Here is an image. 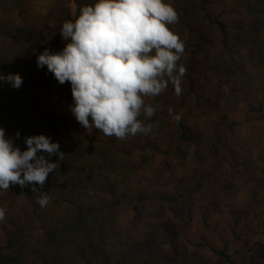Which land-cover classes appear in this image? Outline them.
<instances>
[{
    "label": "rangeland",
    "instance_id": "rangeland-1",
    "mask_svg": "<svg viewBox=\"0 0 264 264\" xmlns=\"http://www.w3.org/2000/svg\"><path fill=\"white\" fill-rule=\"evenodd\" d=\"M12 1L14 0H0V26H5L8 21L11 22L8 24L9 26L16 23L13 21L14 17L11 18V14L2 9L3 6L10 8ZM80 1L84 5H90L91 2L92 4L95 3V0ZM182 1L165 0L166 3L171 4L175 8L178 16L180 13L179 6ZM191 1H195V4H191ZM206 1L209 9L214 13L220 12L222 8L228 7L230 3L229 0ZM15 2L19 3L22 7H27L24 17L42 33L46 29H44L45 26H40L41 23L49 22V29H55V31L59 29L60 31L62 24L65 22V20H61L64 15L63 13L68 11L69 15H74L76 9V5L71 0H16ZM197 3H199L197 0H189V3H187V8L192 16L188 21L190 31L185 27H179L178 23L170 25L169 27L174 33L178 34L184 42V45L189 37L193 39L200 37L210 45L216 44L218 42L216 33L205 29L204 22L200 21L198 23L200 13L197 9ZM192 25L195 26L193 27ZM52 37L54 39L56 38V42L52 50L47 49L51 53L61 51L65 46V41L61 38L60 33H56ZM4 39V36H0V46L3 41H6ZM34 47L38 55L46 49L40 45H34ZM206 49L205 54H208L212 50L210 46H207ZM255 63L246 60L243 70L244 73L236 79L242 83L233 84L231 79L234 78H227L228 75L223 77L228 82L217 87L216 85L213 87V80L211 85H203L200 79L194 81L197 92L202 97V100L206 102L205 106L208 107L198 105L199 101L195 100L196 97L194 95L187 97V102H193L189 110L186 108L187 105L180 107L181 95L177 97L174 94L173 86L169 84L168 89L155 98L159 102L154 105L160 106L155 114L156 117L155 115L150 119L143 115L140 117L143 122L148 121L147 124L150 123L154 126V134H141V136L129 137L127 140H118L114 137V143H110L109 140L100 143L102 148L106 150L104 161L112 167L114 173L111 174L115 181L122 182V178H124V181L120 184V188L117 189L118 191H122L124 188H131L133 191L138 192L140 190H147L150 192L155 191L158 193L172 194L179 189L192 185L195 189H198L191 200L194 212L201 205L208 207L209 204L207 202H209V197L216 198L215 200L218 202L213 207L210 206L209 213L207 214L206 223L208 226L197 220L198 214L193 215L191 220L186 219L185 211L179 205L163 206L162 217L175 225L173 231L176 243H183L185 247L186 254L183 264H196L197 262L203 264H225L221 259L213 256L207 249H197L187 243L188 241L198 243L200 239H204L214 247L220 249L222 246L220 242L221 237L230 242L228 251L240 264H264V224L261 226L255 225L245 218V214H247V218L252 215L253 209L260 215L264 212V113H255L252 111L248 116L246 112L247 107L251 104L254 105L256 99L264 98V70L258 69ZM35 67L36 69L32 73H26L23 77L26 81L29 94L34 99V103L38 105L40 111L45 110L49 113L51 106L57 108L58 105H65V102L67 104L73 102L69 82L67 85L60 84L53 74L48 72L46 66L44 68H38L35 65ZM46 77L52 79V89L55 90L56 94L52 90V94L49 96L50 100L47 96L46 98L43 96V92L39 87L37 89L31 83V80L37 78L44 79ZM4 83L0 82V116H3L2 126L5 130L16 129L19 132H27L28 134L33 131L40 134L42 132L41 130H43L42 134L45 136L50 134L48 136L53 143L58 142L59 145L67 143L83 145V143H77L76 140H73L75 138H70V142L65 139L68 135L64 130L68 126L67 124L64 125L61 119L58 120L59 116L55 121L58 127L55 124V128L51 129L50 127H45L43 125L44 122L36 121L37 117L32 114L24 113L22 123L15 125L17 128H14L6 112L8 105L6 100L7 93L3 87ZM234 98L235 101L232 102ZM169 107L174 111L176 107H180L177 111L182 114L181 121L188 134L196 140L187 142L178 138L179 130L177 129L175 121L171 119L168 113ZM223 114L227 116L223 123H228L225 125H220L221 123L217 124ZM215 130L217 135L214 150L218 158L216 161H213L208 154V149L211 147V138ZM6 138L11 139L9 137ZM12 140L16 144L25 143V135L21 141ZM103 140L101 138V142ZM147 140L150 142L155 141L158 146H169L172 150L169 154L163 155L153 152L148 147L144 149L142 143ZM134 144L139 145V148H134ZM16 147L21 149L20 146L16 145ZM120 148L123 151L129 149L130 153L122 154L120 153ZM59 149L60 152L64 153L62 160H59V157L55 155H53L54 157L49 156L50 159L53 157L52 163H57V167L52 173V176L57 181L63 179L65 174H68L63 169H70V175H73V170L71 169L73 167H76L80 171L85 170L86 165L82 164V161L75 159L76 157L69 154L68 151ZM142 158H147V161L140 166ZM165 160L168 162V166L165 165L166 167L163 165ZM99 173L101 174L97 173L91 176L92 181H95L94 189L97 188V184H100L102 177H105V175H107V180L110 182V175L108 173L103 174L101 171ZM203 175H205L204 180H202ZM90 180L91 178H87L86 182L88 185L93 186ZM48 183L52 187L51 191L58 188L57 182L54 179L49 180ZM12 186V190H0V207L6 209L5 220L0 222V247L6 243V231L13 229L10 220L16 221L17 217H20V224L27 228L28 233L30 230L33 235H39L41 237L45 233H50L49 230L55 227H58L55 230L59 231L62 222L67 221L66 216L60 210L63 207H67L66 203L60 202L59 207L52 206L47 210L46 207L41 208L35 202L37 199L36 196L39 193L36 194L32 191V185L24 188L20 187L18 190L16 188L17 185ZM199 187L201 188L199 189ZM89 195L95 201L104 198L100 194H95L91 191L84 194L83 198L86 200ZM55 199V196H50V201ZM132 201L133 198H129L128 202L125 203L126 208L121 207L118 209L117 222L121 226L127 218L131 217L128 206H130ZM35 204L40 208L41 215L46 218L43 224H40L36 220V217L30 214L32 206ZM220 206H223L224 209H220ZM230 206H232L233 210H239L244 213V217L237 224L235 234H230L228 230L222 231V229H227L226 224L230 222L227 210ZM68 207L73 208L74 205L73 207L71 205ZM75 210L77 212V209L73 208V211ZM85 211L82 212L86 216L91 215L94 217L93 211ZM151 211L152 207L145 205L142 209V217H148ZM48 212L50 215L54 213V217L48 216ZM82 212L79 214L83 215ZM86 216H84L83 223L88 226L90 223ZM88 219L91 221V227H93L92 225L96 227L97 219L92 220L89 217ZM144 230H141V232ZM55 239V237L52 238L50 247L54 248L53 250L55 251L62 250L61 253H64L63 257H68L69 251H64L65 242H61L64 245L60 248V241L55 242ZM154 243L157 244V248L161 253L164 255L166 251L169 253V248L163 244L162 240L158 239ZM190 253L193 254L192 256L195 259L194 263L187 258ZM33 255L35 256V254ZM3 256H6V253H0V264H11V260L2 259ZM23 256L22 264H30L29 257ZM175 264L181 263L176 262Z\"/></svg>",
    "mask_w": 264,
    "mask_h": 264
},
{
    "label": "trees",
    "instance_id": "trees-1",
    "mask_svg": "<svg viewBox=\"0 0 264 264\" xmlns=\"http://www.w3.org/2000/svg\"><path fill=\"white\" fill-rule=\"evenodd\" d=\"M15 1L16 0L12 1L10 8L3 6L2 9L10 13L11 18L14 17L13 21L16 23L9 26L8 24L11 22L8 21L5 26H0V36H4V40H6L3 41L0 46V74L7 75L9 73H18L23 78V84L18 89H14L7 82L3 85L7 93L6 100L8 110H6V112L10 119V123L14 128H17L15 125L22 123L24 119L23 114L27 113L37 117L36 121L44 122L43 125L45 127L54 129L55 124L57 126L55 121L59 116L58 120L61 119L64 125L67 124L68 126L64 130L68 135L65 139L70 142L72 138H75L73 140H76L77 143H83V145L71 143L62 144L60 148L68 151L69 154L76 157L75 159L82 161V164H85L86 168L83 171L76 169V167L71 168L73 170V175H70V169H63L68 174H65L64 178L59 181L52 176V173H49L46 184L40 191L47 193L49 197L53 195L56 199L49 201L46 208L48 210V208L52 206L59 207L60 202L66 203L67 207H63L60 210L66 216L67 221L62 222L59 231L55 230L58 228L55 227L49 230L50 233H45L41 237L39 235H33L30 230L28 233L27 228L20 224V217H17L16 221L10 220L13 229L6 231V243L4 246L0 247V253H6V256H3L2 259L11 260V264H22L23 255L29 257L33 264H175L176 262L183 264L186 254L185 247L183 243H176L173 231L175 225L162 217L163 206L173 204L179 205L185 211L184 214L186 219L191 220L193 215L198 214L197 220L208 226L206 219L209 208L210 206L213 207L218 201L215 200V197H209V202H207L209 206L204 207L201 205L199 206L200 208L194 212L191 200L198 189H195L192 185L179 189L172 194L158 193L155 191L150 192L147 190H140L138 192L133 191L131 188H124L122 191H118L117 189L120 188V184H122L124 178H122V182L115 181L111 174L114 173L112 167L104 161L106 150H104L100 144L108 140L110 143H114V137L105 136L96 129L89 131L83 128L70 110L73 102L68 104L65 102V105H58L57 108L51 106L50 112L47 113L45 110L40 111L38 105L34 103V99L31 98L23 76L26 73H32L34 69H36L35 65H37L36 60L38 54L35 52L34 45H40L46 49L52 50L56 42V38L54 39L52 35L58 34L60 31L59 29L56 31L55 29H49V22L40 24V26H45L44 29L46 30L43 33L39 29L37 30V28L24 17L27 7H22ZM71 1L76 5L75 14L69 15L68 11H66L63 13L64 15L61 20L74 21L79 15V9L84 6L80 0ZM197 1H199V3H197V9L200 13L198 23L200 21L204 22L205 29L215 32L218 37V42L210 45L200 37H195L194 39L189 37L186 41L185 52L179 62L186 68V73L182 78L181 86L183 91L181 94L180 107L187 105L186 108L188 110L193 102H187V97H192L193 95L196 97L195 100L199 101L198 105H201V107H208L205 106L206 102L202 100V97H200L195 87L194 81L197 79H200L203 85H211L213 80V87H215V85L217 87L218 85L228 82L227 79H223L224 76L228 75L227 78H234L231 79L233 84L239 83L240 80L236 79L244 73L243 70L246 60L252 63H255L256 60L255 64H257L256 66L258 69L264 70V0H229L230 3L228 7L222 8L218 13H214L209 9L206 0ZM187 3H189V0H183L182 3H180L178 25L190 31L188 21L192 16L187 8ZM90 4H92V2ZM191 4H195V1H191ZM192 26L194 27L195 25ZM197 28H199V26H197ZM207 46H210L212 50L209 51L208 54H205ZM31 83L37 89L39 87L43 92V96H45V98L47 96L49 100L52 90L55 94V90L52 89L51 85L52 79L49 77L31 80ZM67 84L68 82L64 83V85ZM213 98L215 99V97ZM234 101L235 98L232 102ZM157 102H159V100H146V103L153 105ZM179 108L176 107L174 112L179 113L177 111ZM252 111L255 113H264V98L256 99L254 105L251 104L247 107L246 112L248 116ZM226 117L227 116L223 114L217 124H227L228 122L223 123ZM147 122L144 121L145 124H147ZM2 123L3 116H0V128L5 130ZM175 123L179 130L178 138L180 140L187 142L196 140L188 134L182 121H175ZM41 131L40 134L35 131L29 134L27 132H19L20 136L17 138V130L9 129L5 130V136L21 141L24 135L25 138L28 136L41 135L43 130ZM48 135L50 134H47V136ZM216 135L217 132L215 130L211 138V147L208 149V154L213 161H216L218 158L214 150ZM101 138L104 139L103 142H101ZM142 144L144 149L148 147L158 154L167 155L172 150L169 146H158L155 141L150 142L147 140ZM16 145L20 146L22 151L26 150V143H14V146ZM133 147L139 148V145L134 144ZM119 150L122 154L130 153L129 149L123 151V149L120 148ZM44 155L49 162H53L54 156L50 159L46 153H44ZM146 159L147 158H142L140 166L147 161ZM163 165L164 167L168 166V162L165 160ZM99 171L103 174L108 173L110 175V182H108L107 175H105V177H102L100 184H97V188L94 189L95 181H92L91 176L97 173L101 174ZM81 174L83 175L80 177ZM87 178H91L90 182L93 183V186L87 184ZM204 178L205 175L202 176V180H204ZM53 179L57 182L58 188L51 191L52 187H50L48 182ZM12 187L13 186L10 185L9 190H12ZM37 187L39 186L37 185ZM16 188L18 190L20 186L17 185ZM200 188L201 187H199V189ZM88 190L92 193L100 194L101 197L104 198L95 201L89 195L85 200L83 195L87 194V192L89 193ZM129 198H133L132 203L128 206L131 217L127 218L121 226V224L117 222V212L121 207L126 208L125 203L128 202ZM50 202L52 203L50 204ZM69 205L72 207L74 205L73 208L77 209V212L76 210L73 211V208L68 207ZM145 205L152 207V211L148 217H142V209ZM220 209H224V207L220 206ZM220 209L218 208V210ZM85 210L88 212L93 211L94 217L91 215L86 216V214L82 212ZM227 210L230 222L226 224L227 229H222V231L228 230L230 234H235L237 224L242 217H244V213L239 210H233L232 206ZM79 211L87 217L90 223L88 226L83 223L84 216L79 214ZM30 214L35 216L40 224L46 221V218L41 215L40 208L36 204L32 206ZM49 215L50 213L48 212V216ZM246 215L247 214H245V218L252 224L260 226L264 224V212L260 215L253 209L250 217L247 218ZM50 216L54 217V213H51ZM88 217L92 220L97 219L98 222L96 227H94V225L91 227V221ZM141 230L144 231L141 232ZM53 237L56 238L55 242L60 241V248L64 245L61 244V242H65L64 251H69L68 257H63L64 253H61L62 250L55 251L53 250L54 248L50 247ZM158 239L162 240L163 244L169 248V253L166 251L164 255L158 250L157 244L154 243ZM220 242L222 244L220 249L214 247L204 239H200L198 243L192 241H188L187 243L197 249H207L213 256L221 259L225 264H240L228 251L230 242L226 241L223 237H221ZM22 252L24 253L23 255ZM33 254H35L36 257ZM192 255L193 254L190 253L187 258L194 263L195 259ZM196 264L203 263L197 262Z\"/></svg>",
    "mask_w": 264,
    "mask_h": 264
},
{
    "label": "clouds",
    "instance_id": "clouds-1",
    "mask_svg": "<svg viewBox=\"0 0 264 264\" xmlns=\"http://www.w3.org/2000/svg\"><path fill=\"white\" fill-rule=\"evenodd\" d=\"M178 22L177 11L165 0H96L82 6L74 21L62 24L64 48L56 53L45 49L36 64L46 66L60 84L70 83V110L86 130L96 129L118 140L154 134V126L140 117L150 119L160 106L146 103V98L160 96L169 84L177 97L183 91L186 68L179 61L185 45L169 27ZM0 82L18 89L23 78L18 73L0 74ZM168 113L181 121L182 114L171 107ZM25 143L26 150L21 151L0 128V190L32 185V191L39 193L35 202L44 208L50 197L40 189L57 167L44 153L59 160L64 153L58 142L43 134L26 137ZM5 217L6 209L0 207V222Z\"/></svg>",
    "mask_w": 264,
    "mask_h": 264
}]
</instances>
